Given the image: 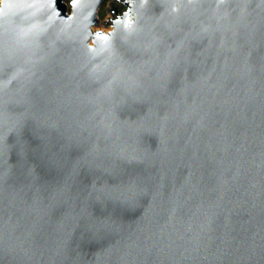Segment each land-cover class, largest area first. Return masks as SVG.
Masks as SVG:
<instances>
[{"label": "water", "instance_id": "obj_1", "mask_svg": "<svg viewBox=\"0 0 264 264\" xmlns=\"http://www.w3.org/2000/svg\"><path fill=\"white\" fill-rule=\"evenodd\" d=\"M0 0V264H264V0Z\"/></svg>", "mask_w": 264, "mask_h": 264}, {"label": "flooded vegetation", "instance_id": "obj_2", "mask_svg": "<svg viewBox=\"0 0 264 264\" xmlns=\"http://www.w3.org/2000/svg\"><path fill=\"white\" fill-rule=\"evenodd\" d=\"M70 4L72 0H65ZM139 0H104L100 9L99 30H111L119 21H132L136 17L134 11ZM72 7V6H71Z\"/></svg>", "mask_w": 264, "mask_h": 264}]
</instances>
